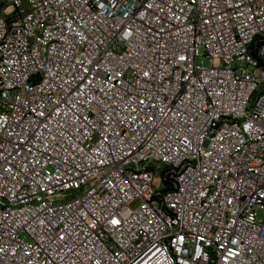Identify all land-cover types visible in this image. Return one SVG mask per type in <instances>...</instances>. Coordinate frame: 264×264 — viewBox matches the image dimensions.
<instances>
[{"label":"built area","instance_id":"obj_1","mask_svg":"<svg viewBox=\"0 0 264 264\" xmlns=\"http://www.w3.org/2000/svg\"><path fill=\"white\" fill-rule=\"evenodd\" d=\"M2 2L0 264H264V0Z\"/></svg>","mask_w":264,"mask_h":264},{"label":"rangeland","instance_id":"obj_2","mask_svg":"<svg viewBox=\"0 0 264 264\" xmlns=\"http://www.w3.org/2000/svg\"><path fill=\"white\" fill-rule=\"evenodd\" d=\"M202 50V48H201ZM161 182V177L160 176H157L155 179H154V186L156 185H159V183ZM137 205V202H134L132 207H135Z\"/></svg>","mask_w":264,"mask_h":264},{"label":"trees","instance_id":"obj_3","mask_svg":"<svg viewBox=\"0 0 264 264\" xmlns=\"http://www.w3.org/2000/svg\"><path fill=\"white\" fill-rule=\"evenodd\" d=\"M2 8H3V2L2 0H0V15H1Z\"/></svg>","mask_w":264,"mask_h":264}]
</instances>
